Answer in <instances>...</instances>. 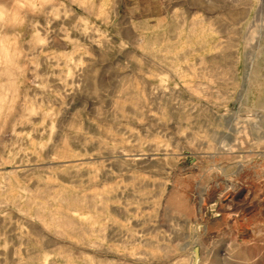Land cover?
Instances as JSON below:
<instances>
[{
    "label": "rangeland",
    "instance_id": "rangeland-1",
    "mask_svg": "<svg viewBox=\"0 0 264 264\" xmlns=\"http://www.w3.org/2000/svg\"><path fill=\"white\" fill-rule=\"evenodd\" d=\"M14 12L0 264H264V0Z\"/></svg>",
    "mask_w": 264,
    "mask_h": 264
},
{
    "label": "clouds",
    "instance_id": "clouds-1",
    "mask_svg": "<svg viewBox=\"0 0 264 264\" xmlns=\"http://www.w3.org/2000/svg\"><path fill=\"white\" fill-rule=\"evenodd\" d=\"M18 5H21V0H0V25L5 22L15 24L14 19L15 12L14 10Z\"/></svg>",
    "mask_w": 264,
    "mask_h": 264
},
{
    "label": "water",
    "instance_id": "water-1",
    "mask_svg": "<svg viewBox=\"0 0 264 264\" xmlns=\"http://www.w3.org/2000/svg\"><path fill=\"white\" fill-rule=\"evenodd\" d=\"M196 254H197V252H196Z\"/></svg>",
    "mask_w": 264,
    "mask_h": 264
}]
</instances>
